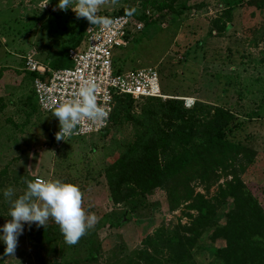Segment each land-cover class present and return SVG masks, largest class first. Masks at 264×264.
<instances>
[{
	"label": "rangeland",
	"instance_id": "1",
	"mask_svg": "<svg viewBox=\"0 0 264 264\" xmlns=\"http://www.w3.org/2000/svg\"><path fill=\"white\" fill-rule=\"evenodd\" d=\"M258 1L245 0L229 18L217 0H104L99 6L100 16L120 9L149 11L154 24L133 35H139L137 42L132 37L126 47L113 50L115 58H125L123 71L155 66L161 90L170 97L161 101L179 99L184 106L182 99L188 97L230 111L243 122L235 136L245 147L243 170L237 161L226 171H201L191 165L166 186L114 205L104 171L132 141L133 123L57 141L58 121L53 111L42 112L36 106L31 76L23 64L30 50L47 64L62 44L78 36L82 17L55 8L56 0L42 8L47 0H0V68L6 69L0 72V169L6 167L10 176L0 190L11 186L19 195L25 180L58 179L78 186L81 206L97 217L75 245L65 244L57 229L25 226L13 257L5 256L0 244V264H146V250L170 264L163 249L167 236L189 224L188 213L195 215L187 208L188 195L211 198L233 174L264 211V5L258 7ZM154 102L134 101V111ZM4 201L0 225L9 219L10 205ZM223 210H218V218ZM122 212H127V219ZM48 222L51 227L53 221ZM155 233L150 245L144 244ZM206 233L182 264L217 263L206 247L223 241L210 243Z\"/></svg>",
	"mask_w": 264,
	"mask_h": 264
},
{
	"label": "trees",
	"instance_id": "2",
	"mask_svg": "<svg viewBox=\"0 0 264 264\" xmlns=\"http://www.w3.org/2000/svg\"><path fill=\"white\" fill-rule=\"evenodd\" d=\"M190 0H187L189 2ZM223 7V14L230 17L232 10L245 0H217ZM258 7L264 0L258 1ZM120 9L111 14L129 13ZM145 27L154 24L155 18L141 14ZM217 26V21L214 22ZM88 22L82 18L78 36L69 38L62 44L47 66L50 69H62L71 66L67 56L69 48L82 50L85 47V30ZM223 30V27H219ZM133 37V36H132ZM131 37V39H133ZM139 35L133 41L137 42ZM125 58L113 57L115 72L123 71ZM6 70L0 68V72ZM32 78L36 75L29 72ZM33 91V90H32ZM34 95V94H33ZM141 100L155 101L147 107L134 111V100L127 95L114 98L110 120L105 130L120 122H132L135 133L132 141L106 168L109 199L114 205H121L129 200H137L149 192L164 187L173 178L195 165L201 171H226L233 161H237L241 170L244 163L241 154L245 147L235 136L243 122L230 111L220 106L195 100L185 108L179 99L150 97ZM36 103V100H35ZM37 106V104H36ZM10 179L6 167L0 169V187ZM67 183V182H66ZM187 208L195 212L188 213L190 222L170 231L165 240V249L170 264H182L190 260L191 250L200 235L207 231L208 242L222 240L221 246L206 247L216 264H264V211L245 183L237 177L219 185L215 195L205 198L203 194H189ZM6 204L0 196V213ZM224 207L221 217L218 210ZM128 218L127 212H122ZM220 219H222L221 222ZM48 221H53L49 218ZM38 229H57L53 221L51 227ZM157 233L148 236L144 244L150 245ZM146 264H162L154 259L148 250ZM140 264V263H137ZM194 264V263H191Z\"/></svg>",
	"mask_w": 264,
	"mask_h": 264
},
{
	"label": "built area",
	"instance_id": "3",
	"mask_svg": "<svg viewBox=\"0 0 264 264\" xmlns=\"http://www.w3.org/2000/svg\"><path fill=\"white\" fill-rule=\"evenodd\" d=\"M129 13L103 15L112 21L107 29L88 24L84 49L69 48L67 51L71 61L70 67L50 69L36 58V52L33 50L23 56L24 69L36 74L31 80L32 90L37 107L42 112L54 111L60 103L76 99L82 81L91 80L95 83L97 104L107 112L106 120L103 124L82 120L68 139L103 132L110 120L115 96L127 95L134 100L150 97L170 98L161 90L160 77L155 66L114 71L113 50L126 47L131 37L143 29L144 21L139 18L141 14L150 16L147 10L139 14ZM182 100L187 108L195 101L194 98L188 97ZM38 179L41 178L34 180Z\"/></svg>",
	"mask_w": 264,
	"mask_h": 264
},
{
	"label": "clouds",
	"instance_id": "4",
	"mask_svg": "<svg viewBox=\"0 0 264 264\" xmlns=\"http://www.w3.org/2000/svg\"><path fill=\"white\" fill-rule=\"evenodd\" d=\"M46 3L41 5L44 7ZM104 0H56L55 8L70 9L77 19L84 18L88 24L109 28L112 21L107 16L97 15ZM134 11V9H133ZM131 14V13H129ZM76 99H70L55 107L52 115L58 121L57 141L73 135L78 124L84 120L92 124H103L107 112L97 104L96 85L91 80L82 81ZM25 190L15 195L9 186L0 190V196L9 202L8 218L0 225V244L4 255L13 257L17 239L25 226L45 227L49 218L58 225L64 243L75 245L78 240L97 223L94 213H86L82 205V193L72 183L52 180H25ZM37 201L39 203H37Z\"/></svg>",
	"mask_w": 264,
	"mask_h": 264
},
{
	"label": "crops",
	"instance_id": "5",
	"mask_svg": "<svg viewBox=\"0 0 264 264\" xmlns=\"http://www.w3.org/2000/svg\"><path fill=\"white\" fill-rule=\"evenodd\" d=\"M47 65V64H46Z\"/></svg>",
	"mask_w": 264,
	"mask_h": 264
}]
</instances>
